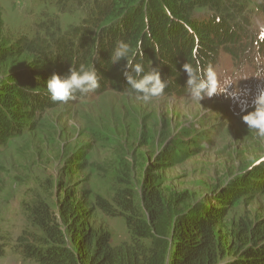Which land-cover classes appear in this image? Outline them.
<instances>
[{"label": "rangeland", "instance_id": "1", "mask_svg": "<svg viewBox=\"0 0 264 264\" xmlns=\"http://www.w3.org/2000/svg\"><path fill=\"white\" fill-rule=\"evenodd\" d=\"M243 1L254 43L264 38V3ZM59 9L46 0H0L6 37L3 48L12 45L16 49L0 66V84L21 71L28 73L30 79L22 76L20 82L25 83V89H32L28 90L31 95L24 96V103L15 100L6 108L10 113L15 111V117H8L2 110L0 114V130L6 134H0V244L5 250L0 264H37L23 257L17 240L23 231L32 229L30 208L44 200L56 209L57 196L63 197L64 186L82 191L87 206L96 209L91 224L108 228L113 244L120 245L130 240L124 218L104 214L96 206L94 194L114 203L117 192L128 185L134 192L136 211L143 214L141 187L145 177L154 174L161 177L162 197L175 207L171 210L174 216L197 203L215 204V194L261 166L258 177L249 178L256 183L263 180L262 186H254L239 196L222 227L228 233L227 230L238 231L242 222L252 226L264 223V139L242 121L247 113L239 102L220 94L200 103L190 96L144 102L137 99V93L124 95L114 88L100 94L91 92L90 98H75L67 103L51 100L46 90L48 79L42 78L46 71L61 77L70 71L72 66L62 64L59 56L63 52L73 59V51L62 43L57 50L59 56L51 60L38 52L26 51L20 42L31 44L36 35L44 39L46 30L61 32L66 38L69 31L84 26L85 9H78L75 4L64 12ZM144 12H148L147 6ZM196 16L202 17L203 11H197ZM116 18L100 24L94 41L102 45L123 39L130 45L131 55L147 49L152 37L149 36L150 42L145 41L149 23L145 22L142 36H137L134 29L138 12L131 14L129 30L113 27ZM193 21L190 16L187 25L196 35ZM188 49L189 46L187 52ZM225 53L220 50L216 63L218 78L222 83L230 80L234 84L229 92L235 88L248 92L242 99L248 100V111H252L251 99L257 87L264 86V80L258 79L264 77V60L252 57L240 63ZM256 53V47L248 51V55ZM52 61H56L57 72L52 71ZM126 63L122 60L120 65ZM33 69L38 71L37 76L30 72ZM32 76L36 78L31 80ZM163 152L168 160L160 158ZM159 167L162 168L157 171ZM247 187H252V183ZM242 188L239 186V191Z\"/></svg>", "mask_w": 264, "mask_h": 264}, {"label": "trees", "instance_id": "2", "mask_svg": "<svg viewBox=\"0 0 264 264\" xmlns=\"http://www.w3.org/2000/svg\"><path fill=\"white\" fill-rule=\"evenodd\" d=\"M46 1L56 4L60 12L73 7V4L78 9H85L87 19L84 26L72 29L66 38L61 32L46 30L44 39L36 35L33 43L21 41L20 45L25 46L26 51L56 60L58 47L64 43L73 51V59L62 52L59 56L62 64H70L77 70L84 65L97 71L100 86L94 94L110 88L124 95L136 93L130 89L123 75L125 65H120L121 61L114 64L111 59L118 42L126 41H106L102 45L94 41L100 24L113 16L117 17L113 27L129 30L131 26L128 23L134 11L139 13L134 35L142 36L145 22H148L145 41L148 39L150 42L149 36H152L147 49L134 56V62L142 64L145 72L152 67L160 70L162 79L167 81L161 97L190 96L183 65L190 63L195 67L198 63L206 68L211 64L216 68L221 49L236 62L244 63L252 57L264 60V38L253 43L249 36L251 20L245 14L246 3L243 0ZM144 6L148 7L147 13ZM197 11H203V16L197 17ZM190 16L197 28L196 35L187 25ZM4 33L0 14V66L16 53L12 45L3 48ZM231 35L232 38L228 39ZM255 47L256 55H248V51ZM78 56L83 60H78ZM55 63L52 61L50 65L53 67L54 64L53 72L58 69ZM30 72L38 74L34 69ZM22 76L30 79L28 73L18 71L0 84V114L2 110L8 117H15L16 112L10 113L6 108L15 100L24 103V96L31 95L28 90L32 89H25V83L20 82ZM45 76L42 81L45 78L49 80V71ZM18 92L21 93L16 95ZM89 94L77 92L75 96L85 99L90 98ZM48 99L44 100L47 104L50 103ZM0 134L6 135L2 129ZM167 157L163 152L160 158L168 160ZM260 168L250 170L237 182L226 185L213 197L215 204L197 203L174 216L171 210L175 207L163 200L161 177L154 174L147 175L141 187L143 214L136 211L134 192L128 185L117 192L114 203L94 194L95 204L104 214L124 218L130 240L120 245L113 244V235L108 228L91 224L96 209L87 206L82 191L64 186L63 197L57 196L56 209L44 200L30 208L32 229L23 231L17 247L25 259L37 264H264V223L252 226L242 222L238 231L227 230L228 233L222 227L239 196L253 190L254 186H262L263 180L256 183L249 178V175L258 177ZM248 183H252V187H247ZM61 185L59 183V187ZM239 186L243 187L240 191ZM4 254V246L0 244V256Z\"/></svg>", "mask_w": 264, "mask_h": 264}, {"label": "clouds", "instance_id": "3", "mask_svg": "<svg viewBox=\"0 0 264 264\" xmlns=\"http://www.w3.org/2000/svg\"><path fill=\"white\" fill-rule=\"evenodd\" d=\"M130 52V45L120 41L111 57L114 64L122 60L127 62L123 75L130 89L138 94L137 99L144 102L161 97L167 87V81L162 79L160 70L152 67L150 71L145 72L142 64L134 62L135 54L129 55ZM183 70L188 76L186 88L192 100L200 103L206 98L210 99L220 94L239 102L242 105V111L247 113L242 116V121L250 130H254L259 138L264 139V86L257 87L251 99L250 106L253 110L248 111V100L242 99L248 96V92L239 88L229 92V87L234 84L230 80L222 83L211 64L204 68L198 63L195 67L190 63H185ZM258 79L264 80V77H258ZM99 86L95 68L87 69L81 65L79 70L72 67L69 74L63 77L53 74L46 83V90L53 102L67 103L76 98L77 92L86 95L94 92Z\"/></svg>", "mask_w": 264, "mask_h": 264}]
</instances>
